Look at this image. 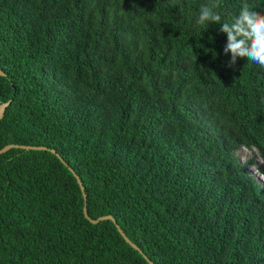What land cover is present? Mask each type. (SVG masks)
Here are the masks:
<instances>
[{
  "label": "trees",
  "instance_id": "1",
  "mask_svg": "<svg viewBox=\"0 0 264 264\" xmlns=\"http://www.w3.org/2000/svg\"><path fill=\"white\" fill-rule=\"evenodd\" d=\"M220 23L244 3L219 0ZM209 0H0V264H264V68ZM81 180V187L71 172ZM261 171H263L261 169ZM264 175V173H263Z\"/></svg>",
  "mask_w": 264,
  "mask_h": 264
},
{
  "label": "clouds",
  "instance_id": "2",
  "mask_svg": "<svg viewBox=\"0 0 264 264\" xmlns=\"http://www.w3.org/2000/svg\"><path fill=\"white\" fill-rule=\"evenodd\" d=\"M220 6L219 0H209V3L202 4L196 23L221 25L220 31L227 34L224 53H231L229 67L236 64L238 57H246L248 61L264 68V13L244 3L231 23H220L222 17L217 11Z\"/></svg>",
  "mask_w": 264,
  "mask_h": 264
},
{
  "label": "water",
  "instance_id": "3",
  "mask_svg": "<svg viewBox=\"0 0 264 264\" xmlns=\"http://www.w3.org/2000/svg\"><path fill=\"white\" fill-rule=\"evenodd\" d=\"M0 76H5V74L0 70ZM12 104V101H9V102H6V103H3V104H0V121H2L5 117V114H6V111L7 109L9 108V106ZM12 149H21V150H26V151H50L52 152L53 154H55L61 161L63 164H65L66 167L69 168V165L62 159V157L55 151V150H50L46 147H33V146H19V145H9V146H6L5 148H3L2 150H0V155L2 154H5L7 153L8 151L12 150ZM71 172L74 174V176L76 177L80 187H81V190L83 192V195H84V199H85V202H87V196H86V193H85V188L81 182V180L79 179L78 175L72 170L70 169ZM84 214H85V217L92 223V224H98L102 221H112L119 233L121 234V236L124 238V240L131 246L133 247L135 250H137L138 252H140V254H142L144 256V258L148 261L149 264H153V262L143 253V251L136 245L134 244L126 235L125 233L123 232V230L121 229V227L117 224V221L115 220V218L113 216H105V217H101L99 218L98 220H93L90 218L89 214H88V208H87V205H85V208H84Z\"/></svg>",
  "mask_w": 264,
  "mask_h": 264
},
{
  "label": "rangeland",
  "instance_id": "4",
  "mask_svg": "<svg viewBox=\"0 0 264 264\" xmlns=\"http://www.w3.org/2000/svg\"><path fill=\"white\" fill-rule=\"evenodd\" d=\"M237 155L242 163H246L250 160H253L256 163L248 169L264 187V160L258 155V152L256 150L242 148L238 151ZM261 169L263 171H261Z\"/></svg>",
  "mask_w": 264,
  "mask_h": 264
}]
</instances>
